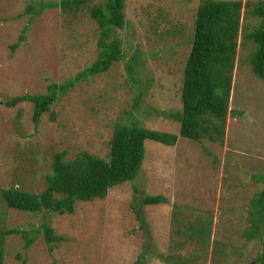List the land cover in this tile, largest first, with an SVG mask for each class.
<instances>
[{
	"label": "rangeland",
	"instance_id": "1",
	"mask_svg": "<svg viewBox=\"0 0 264 264\" xmlns=\"http://www.w3.org/2000/svg\"><path fill=\"white\" fill-rule=\"evenodd\" d=\"M60 1L0 0V190L41 193L55 154L64 153L65 161L82 152L105 159L116 124L178 131L179 124L165 116L182 107L183 70L200 0H125L126 26L114 29L111 37L120 43L122 62L67 89L37 127L32 104L6 106L16 97L45 94L50 84L71 81L96 61L100 31L90 9L108 0H90L73 13L45 7L32 24L31 15H23L28 6ZM214 1L245 5L248 0ZM251 9L241 11L223 146L180 137L174 147L145 141L136 179L110 189L104 200L76 203L73 214L8 210L0 195V231L38 230L26 253L20 236L7 237L3 264H21L24 258L26 264H132L139 256L145 264H173L170 253L199 257L194 264H255L261 246L246 234L252 225L251 202L263 190L255 179L264 177V82L251 71L255 46L242 39L260 24ZM128 64L137 69L131 78ZM131 79L136 82L132 86ZM144 195L163 196L167 204L143 206ZM132 205L142 215L144 231ZM209 218L210 248L205 251L189 227L207 225ZM43 225L63 240L47 246ZM170 247L175 251L169 253ZM157 254L165 261L157 260Z\"/></svg>",
	"mask_w": 264,
	"mask_h": 264
},
{
	"label": "trees",
	"instance_id": "2",
	"mask_svg": "<svg viewBox=\"0 0 264 264\" xmlns=\"http://www.w3.org/2000/svg\"><path fill=\"white\" fill-rule=\"evenodd\" d=\"M88 1L90 0H62L58 4H45L39 8L28 6L23 15L30 14L28 23L32 24L33 20L46 9L45 7L60 8L65 13H73L80 10ZM124 1L108 0L104 7L99 5L90 9V18L98 25L100 31L97 59L91 66L76 74L71 81L59 85L50 84L45 94L16 97L6 106L14 108L22 102L32 104V121L37 127L42 115L50 111V107L67 89L84 79L107 74L114 64L122 62L124 54L120 43L111 37L114 29L122 30L126 26ZM249 1L243 5L241 1L200 0L194 18L192 43L183 70L180 94L182 107L179 112H171L165 116L179 124L176 135L149 130L138 124H116L109 142V154L105 159L82 152L74 159L65 161L64 153L55 154L51 172L45 177V189L41 193H31L17 188L0 190L5 208L31 215L48 213L62 216L73 214L76 203L104 200L110 189L136 179L145 156V141L174 147L180 137L197 142L198 145L207 142L215 147L223 146L227 119L231 115L229 113L231 84L238 47L237 38L242 32L241 11L244 6L252 7L247 11L260 23L252 32L243 34L242 39L255 46L250 56L251 71L264 82V0ZM26 30L27 28L19 36L18 43L23 40ZM18 43L11 47L12 51L17 48ZM131 63L137 65L134 57L131 58ZM135 66L128 64L125 67L130 78L131 74L137 71ZM131 83L133 84L130 86L136 82L131 79ZM202 149L206 150L205 147ZM208 152L207 154L212 157ZM215 159L216 157L214 165L217 163ZM255 180L263 185V190L251 202L252 225L246 238L259 240L261 252L253 263L264 264V177ZM141 204L165 205L167 200L163 196L144 195ZM132 208L141 231H144L142 215L133 205ZM207 221V225L189 227L191 233L198 235L195 241L200 243L205 251L210 248L211 237L208 230L211 218ZM176 232L179 234L178 230ZM35 233H38V230L32 229L28 232L14 228L1 230L0 264L4 261V241L7 237L20 236L24 241L23 251L26 253L36 241ZM191 233L189 237L192 239ZM42 236L47 246L63 240V237L56 236L53 229L47 225L42 226ZM173 251L174 248L170 247L169 253ZM170 254L168 259H171L173 264H194L199 260L195 255L179 258ZM155 257L161 262L165 261L164 256L157 254ZM17 259H20V256H17ZM21 264H26L25 258L21 260ZM132 264H145V261L139 256Z\"/></svg>",
	"mask_w": 264,
	"mask_h": 264
},
{
	"label": "clouds",
	"instance_id": "3",
	"mask_svg": "<svg viewBox=\"0 0 264 264\" xmlns=\"http://www.w3.org/2000/svg\"><path fill=\"white\" fill-rule=\"evenodd\" d=\"M231 101V100H230Z\"/></svg>",
	"mask_w": 264,
	"mask_h": 264
}]
</instances>
